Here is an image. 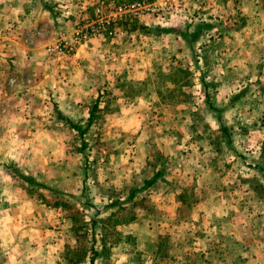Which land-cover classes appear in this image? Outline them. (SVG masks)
Instances as JSON below:
<instances>
[{
  "label": "rangeland",
  "instance_id": "1",
  "mask_svg": "<svg viewBox=\"0 0 264 264\" xmlns=\"http://www.w3.org/2000/svg\"><path fill=\"white\" fill-rule=\"evenodd\" d=\"M77 1L74 27L97 1L167 10L118 23L78 60L50 59L30 78L44 79L38 93H0V167L16 184L0 205L8 247L25 239L32 263L44 248L50 264H264V0H238V14L215 0ZM195 23L211 29L177 35ZM93 104L82 138L57 118L84 126Z\"/></svg>",
  "mask_w": 264,
  "mask_h": 264
},
{
  "label": "crops",
  "instance_id": "2",
  "mask_svg": "<svg viewBox=\"0 0 264 264\" xmlns=\"http://www.w3.org/2000/svg\"><path fill=\"white\" fill-rule=\"evenodd\" d=\"M222 2L229 3L232 8H235L236 0H215L216 8H219L223 4ZM237 2L240 3L238 0ZM79 4L84 6L77 0H0V93L6 97L3 100L12 98L15 91L23 94L24 90L28 89L35 93L44 79L31 82L30 78L40 77L42 79L39 74L45 72L47 67L50 68L48 66L52 63L50 59L59 61L72 57L75 61L82 58L80 55L85 53L84 49L89 43L80 47L73 56L63 59L50 57L43 48L57 35L69 34L74 27L73 24L78 20L75 15L77 14L76 5ZM78 16L82 20L83 15L79 14ZM19 99L21 101L23 97ZM5 112L8 113L7 108ZM8 155L9 153L3 155L2 151L0 160L3 156L8 157ZM2 170L0 167V175L3 174V177L0 178V205L6 207L15 200L13 189L16 184L9 181V175L5 176V171ZM28 201L23 196V199L18 202L25 205ZM8 215L1 206L0 249L4 252L7 260L3 264H50L47 259L48 252L44 248L38 251L41 253L43 261L32 263L28 256H32L36 252V248L31 249L32 251L23 248L25 239L21 237H19L20 247H16L15 250L11 249V245L8 247L13 241L7 228L8 219L5 216ZM44 259H46L45 262Z\"/></svg>",
  "mask_w": 264,
  "mask_h": 264
},
{
  "label": "built area",
  "instance_id": "3",
  "mask_svg": "<svg viewBox=\"0 0 264 264\" xmlns=\"http://www.w3.org/2000/svg\"><path fill=\"white\" fill-rule=\"evenodd\" d=\"M167 7H160L151 2H133L129 4H104L97 1L95 18L76 25L68 37L59 36L46 46V53L53 58L63 59L71 56L78 48L93 39L112 37L118 31V23L131 19L140 21L146 15L162 14Z\"/></svg>",
  "mask_w": 264,
  "mask_h": 264
},
{
  "label": "trees",
  "instance_id": "4",
  "mask_svg": "<svg viewBox=\"0 0 264 264\" xmlns=\"http://www.w3.org/2000/svg\"><path fill=\"white\" fill-rule=\"evenodd\" d=\"M237 3L238 2H235L234 6H235L236 13L238 14L239 8L241 5H240V3H238V4ZM236 4H237V7H236ZM251 18H252V16H251ZM242 19L245 20V19H248V17L243 16ZM188 27H190V24L185 25L183 27V30L181 32H178L177 35L182 39H192V41H195L197 39H200L202 37L201 35H203V33L208 32L209 29H211V25H209V23H203V24L195 23V24L191 25L193 31H191L190 33H187ZM157 30H158L157 31L158 33H162V34H169V33L173 34V33H175V30L172 27H170L168 29H161V30L157 29ZM201 79H202V77H201ZM204 88H205V86H204ZM242 95H243V91H241L237 95L233 96L230 101L236 102L237 100H239L241 98ZM205 103L210 110L215 111L216 113L219 112V110L217 108H215L206 98H205ZM95 110H96V105L93 104L88 111V116L86 118L84 126H81V125L73 122L69 118L62 117L61 115H57V118L59 120H61L65 124V126L67 128H69L70 130H72L79 138H82V136L85 134V132L88 130V128L90 127V125L93 122ZM219 130L221 131V134L224 138L223 142L225 144V147L228 150H233V147L231 146V141L228 137L225 126L222 125V123H219ZM262 156H263V154L260 153L259 157H262ZM261 174H262V177L264 180V173H261ZM159 177H160V173H155L150 179L143 181L141 187L132 189L128 195V200L131 201L138 192L142 191L143 189H147V188L153 186L157 182V179H159ZM181 197H182V195L179 196V198H181ZM92 224H94V222H92ZM92 260H93L92 257H90L89 258L90 264H91Z\"/></svg>",
  "mask_w": 264,
  "mask_h": 264
}]
</instances>
